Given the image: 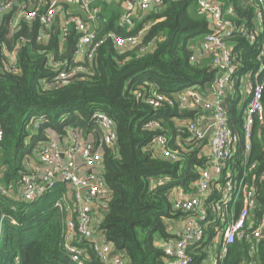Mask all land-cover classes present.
I'll return each mask as SVG.
<instances>
[{
	"label": "trees",
	"instance_id": "trees-1",
	"mask_svg": "<svg viewBox=\"0 0 264 264\" xmlns=\"http://www.w3.org/2000/svg\"><path fill=\"white\" fill-rule=\"evenodd\" d=\"M217 1L233 6L237 23L248 28L254 26V8L248 1ZM196 4L197 0H168L128 33L116 25L119 6L104 3L96 37L99 44L90 58L86 56L78 62L74 60L78 35L73 29L64 40L52 29L47 40L40 41L38 20L21 19L14 30L7 23L11 13L4 15L0 22L3 182L6 185L18 182L26 171L24 161L36 157L51 132L62 131L66 126L89 132L96 127L91 120L93 113H106L114 122L116 143L113 147L103 146V176L110 197L97 224L103 238L123 253L127 264H162L163 250L157 240L169 237L165 219L176 216L171 190L176 185L186 188L203 166L204 159L198 158L195 152L180 150L182 159L171 161L153 155L146 148L155 135L164 134L169 147L179 150L175 144L180 133L177 122L197 114L196 110L179 109L177 102L153 107L146 101L149 90L171 97L172 93L195 84L206 87L215 79L208 59L199 63L190 61L191 45L208 31L207 19L198 14ZM145 23L149 27L138 45L131 48L115 45L112 34L135 35ZM233 40L234 54L241 64L240 74L251 72L252 78L262 84L264 107V57L257 48L260 43L250 44L237 32ZM14 49H17L16 62L13 68H8L5 50ZM76 64L85 69L71 82L45 86L58 70ZM224 105L230 125L240 131L242 108L237 96L228 95ZM33 116L36 118L31 120ZM148 120L158 121L159 127L147 128ZM258 129L264 133V122L254 124L248 159L256 162V168L246 177L249 182L255 176L257 220L264 207V180L258 179L264 171V139L257 135ZM241 155L244 153L239 150L236 159ZM159 179L167 180L157 184ZM66 191L65 185L58 182L34 201H25L14 193L0 194V219L3 217L0 264L16 261L18 264H77L63 245L67 212L55 205ZM79 245L87 247L88 242L80 240ZM88 253L86 264H102L91 250ZM253 256L258 259L256 264H264V231ZM250 258L246 243L238 241L229 246L223 264H237Z\"/></svg>",
	"mask_w": 264,
	"mask_h": 264
},
{
	"label": "built area",
	"instance_id": "built-area-1",
	"mask_svg": "<svg viewBox=\"0 0 264 264\" xmlns=\"http://www.w3.org/2000/svg\"><path fill=\"white\" fill-rule=\"evenodd\" d=\"M166 1L0 0V21L11 13L7 23L14 30L21 19L28 22L38 20L41 24L40 41L47 40L49 30H57L64 40L73 29L78 35L74 58L78 62L86 56L90 58L99 44L96 37L101 27L102 3L119 6L121 11L116 25L127 29L133 26L137 13L158 9ZM246 1L254 8V26L251 28L239 23L236 26L233 6H225L217 0H197L196 10L207 19L208 31L191 45L190 61L209 60L215 71L211 89L195 84L172 93L171 97L151 89L146 97L153 107L177 102L179 109L197 111L194 117L177 122L180 133L175 144L179 150L169 147L164 134L155 135L146 148L153 155L171 161L182 159L180 150L195 152L198 158L204 159L197 177L189 181L186 188L176 185L171 190L170 199L176 216L166 219L169 237L157 240L163 250L162 264H193L197 258V264H223L229 246L238 241L246 243L251 258L237 264H256L258 260L253 255L264 231V207L257 220L255 210L259 202L255 176L249 182L246 177L256 168V162L250 161L248 156L254 124L264 122L263 86L252 78L251 72L240 74L241 64L234 54L233 37L237 32L250 44L258 41L259 54L264 57V0ZM148 27L149 24L145 23L135 35L112 34L113 41L119 48L134 47ZM16 52L17 49L5 50L8 68L14 67ZM78 52L83 54L81 59L76 57ZM84 69L81 64L63 67L45 86L67 84ZM230 94L237 96L242 108L240 131L230 125L224 105ZM139 96L142 95L139 93ZM35 118L33 116L31 120ZM91 120L96 127L89 132L68 126L52 132L54 136L50 135L38 149L36 163H29L17 183L6 185L0 173V194L11 195L16 189L21 199L34 201L62 182L67 191L55 205L67 212L63 245L71 259L77 264H86L88 250H91L102 264H127L123 253L103 238L97 224V218H101L105 202L110 197L102 159L103 146L113 147L116 143L114 122L101 111L93 113ZM145 126L154 129L159 127V122L148 120ZM257 135L264 139V133L259 129ZM2 139L0 125V142ZM239 150L244 155L237 160L235 155ZM258 179L264 180V171ZM166 180L159 179L156 183ZM80 240H86L88 246H80Z\"/></svg>",
	"mask_w": 264,
	"mask_h": 264
},
{
	"label": "rangeland",
	"instance_id": "rangeland-1",
	"mask_svg": "<svg viewBox=\"0 0 264 264\" xmlns=\"http://www.w3.org/2000/svg\"><path fill=\"white\" fill-rule=\"evenodd\" d=\"M151 12L149 11H143V12H139L135 15L134 19H133V26L131 27H127V32L128 33H131L135 28L137 24H139L141 21L145 20L146 16L149 15ZM97 24L99 25L98 21H97ZM132 28V29H131ZM62 46V45H61ZM64 48V45L62 47V49ZM78 55H76L77 57ZM213 85L209 84L206 86V89H211ZM51 136H54V133L51 132ZM36 158L33 156V157H30L29 161H24V166L25 167H28L29 166V163L30 164H33V163H36ZM0 173H2L4 175V167L0 166ZM14 195H19L18 191L17 193L14 191ZM98 220V218H97ZM1 237H3V229L1 230Z\"/></svg>",
	"mask_w": 264,
	"mask_h": 264
},
{
	"label": "crops",
	"instance_id": "crops-1",
	"mask_svg": "<svg viewBox=\"0 0 264 264\" xmlns=\"http://www.w3.org/2000/svg\"><path fill=\"white\" fill-rule=\"evenodd\" d=\"M106 5V4H105ZM102 9H103V6H104V3H102ZM107 6H109V5H107ZM151 11H153V10H149V12H151ZM1 22V21H0ZM62 46L61 47H63V45H64V42H62V44H61ZM76 55H78L77 56V58L78 59H81L82 57H83V54L81 53V52H78ZM100 218V217H99ZM99 220V219H98ZM165 223H166V225H167V221H166V219H165Z\"/></svg>",
	"mask_w": 264,
	"mask_h": 264
},
{
	"label": "water",
	"instance_id": "water-1",
	"mask_svg": "<svg viewBox=\"0 0 264 264\" xmlns=\"http://www.w3.org/2000/svg\"><path fill=\"white\" fill-rule=\"evenodd\" d=\"M238 25V23H236V26ZM57 31V30H56Z\"/></svg>",
	"mask_w": 264,
	"mask_h": 264
}]
</instances>
